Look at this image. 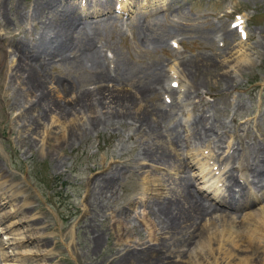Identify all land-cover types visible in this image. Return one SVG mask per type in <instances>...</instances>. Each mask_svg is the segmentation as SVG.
<instances>
[{"label":"rangeland","instance_id":"rangeland-1","mask_svg":"<svg viewBox=\"0 0 264 264\" xmlns=\"http://www.w3.org/2000/svg\"><path fill=\"white\" fill-rule=\"evenodd\" d=\"M113 1L114 18L109 11L89 17L98 20L99 32L94 27L89 28V33L93 31L92 34L100 35L96 39L101 49L97 51L99 61L103 66L109 65L111 80L103 78L100 69L96 68L99 62L95 63L93 59L94 50L90 47L80 49L76 47L78 44L67 48V55L54 58L45 66L38 76L41 84L33 78L27 80L30 74L27 52L17 50L15 45L25 39L38 42L44 30L45 34L56 33L58 41L64 36L54 28L47 30L45 22L48 19L44 16L26 21L22 18L23 13L34 8V0H9L6 13L0 15V165L7 173L5 177L0 175V183L5 184L8 194L17 187L25 190L24 195L31 193H28V201L32 202L34 210L29 216L44 218L42 223L32 226L29 221L20 222L14 230H6L2 225L5 223H0V240L6 244L0 245V264L154 263V258L142 257L149 246L158 244V239L153 234L150 216L142 213L141 197L149 198L158 207L162 195L158 189H149L155 187L150 185L152 177L143 171L148 169L147 166L141 173L134 172L133 166L139 168L146 135L140 130V113L168 111L161 128L168 129L167 136H173L177 132L176 124L180 125L178 130L182 133L186 127L190 129V122L202 111L217 128L222 124L229 126L228 141L238 145L241 139L249 146L264 143V0H132L131 9L128 3L123 6L126 0ZM76 2L79 5L78 0ZM116 5L124 11L117 12ZM135 15L137 18L133 19ZM182 59L190 62L191 78L204 82L199 96L189 101L183 98L190 80L180 69ZM155 68H162L159 72L165 71L169 75L167 85L177 90L176 96L157 91L149 93L145 99L140 98L138 89L151 78V73L158 72ZM28 85L32 90L33 87L37 89L36 95L34 92L29 95V103L39 100L54 106L57 111L63 105H75L87 92L92 97L106 99L111 106H116L113 99L118 94L120 104L129 101L134 104L128 112L130 116L119 123L116 119L114 127L100 132L89 130L82 141L61 142L60 153H57L53 145L59 144L57 139L68 133L67 122L52 120L50 115L47 118L50 121L44 120L47 124L38 134L22 128L18 118L22 112L18 97L23 93L20 87L28 88ZM40 90L47 92L40 96ZM95 104L98 107L97 101ZM120 110L124 111L121 107ZM39 111V107L35 108L36 113ZM80 117L83 118L81 123ZM80 117L77 125L84 124L83 121L88 123L91 116L81 113ZM91 124L90 121L89 127ZM182 153L187 155L186 151ZM209 153L214 154L205 145L199 150V158L210 173L206 175V170L201 173L197 165L190 168V173L194 177V187L214 200L217 189L213 181L221 182L225 169H220L214 160L215 154ZM188 159L193 165L198 158L194 155ZM158 169L177 176L173 169L163 166ZM121 171L124 178L120 181ZM4 200L1 198L0 202ZM20 200L22 204L24 201ZM87 204L90 205L85 206ZM261 205L250 207L247 212L255 211ZM13 206L12 202L0 207V216L9 211L7 224L23 217L21 212L14 214ZM254 216L245 218L251 220ZM236 223L239 226L240 222ZM17 233H32L33 238L14 243L15 236L23 235ZM231 239L227 234L223 240L213 239L212 249L207 245H193L190 249L187 246L182 256L188 259L187 264H228L230 261L264 264V247L241 243L236 250ZM234 252L238 253L235 258L231 257Z\"/></svg>","mask_w":264,"mask_h":264},{"label":"bare ground","instance_id":"bare-ground-1","mask_svg":"<svg viewBox=\"0 0 264 264\" xmlns=\"http://www.w3.org/2000/svg\"><path fill=\"white\" fill-rule=\"evenodd\" d=\"M76 1L77 0H34V8L28 13H23L22 18H24L25 21L29 18L30 20L35 19V16L46 17L48 19L47 22H45L46 29L52 30V28H54L60 35L64 36H61L62 38L58 41L55 39L56 33L53 34L51 32H46L45 34L46 30H44L41 36L39 35L40 38L37 39L38 42L34 43V41L25 39L15 45L17 50H24L27 52H25V56L28 61V65L30 66H28V72L30 74L28 78L26 77L27 80L33 78L41 84L42 81L39 78V73L41 74L42 71L46 69L45 66L49 64L52 59L67 55L65 54L67 48L75 47L76 44H78L76 47H80V49H82V47H84V49L90 47L91 50H94L92 53L93 59L96 60V62H94H99V67L97 66L96 68L100 69V73L103 78H107L108 80L113 79H109V72H111L108 68L109 65L103 66V64L99 61L100 55L97 51L100 48L96 43V39H99L100 36L97 35V32H99V27L96 25L98 20H90L89 17L100 12L104 13V11H109V15H112L111 17L114 18L113 13L115 12H112L111 10L113 8L112 4L114 1L85 0V2H83V0H78L79 5ZM82 2L84 4L83 6ZM127 3L128 7L131 9L132 0H126L125 4L123 3V6L126 7ZM7 4H9V0H1V16L6 13L7 9H5V6ZM122 11L124 10L122 9ZM46 13L48 15H46ZM135 18H137L136 15L133 19ZM109 23H111V21ZM94 27L97 32L92 34L93 31H91V33H89V28ZM137 28L140 29V27ZM145 30L144 33L146 32ZM233 34H236L235 31ZM226 36L227 33L225 32L224 38H226ZM34 44L38 47L35 48L36 46H31ZM75 61L78 62L77 59H75ZM89 67L91 66L89 65ZM180 67V69L186 73V76L190 80V82L187 81V88H185V91L183 92L184 101H189L192 100L193 97L199 96V93H201L200 88H202V84L204 82L200 81L201 79L196 81L191 78L190 62L188 60L182 59L180 62ZM161 69L162 68H155L154 71L158 70V72L151 73V78H147V82L141 86L140 89H138V94L141 99H145L144 97H147L149 93H157V91L166 92L169 95L176 96L177 90L175 91V88L167 85V81L170 79L169 75L165 71L159 72ZM107 86L109 87V85H106V87ZM20 88L23 93L18 97V106H20L19 108H22V112H20L18 118L22 122V128L31 131L32 134H38L39 129L42 128L43 125L46 126L47 122L44 123V120H47L50 115L52 120L64 121L68 123V133H64L59 139H57L58 142H60L59 144L55 143L53 145V149L55 151L60 150L59 146L61 147V142H63L62 144L66 142L68 144V142H73L80 139L82 141V138L89 130L95 129L96 131H99L114 127L115 121L118 120L119 123V121H123L124 118H128L130 116L128 112H131L130 109L134 104L133 101H129L123 105L120 104L121 101L119 102V100L121 98L118 94V96H114L116 99H113L116 106H111L112 104H108L106 99L105 101L103 98L98 96L92 97V95L87 92L85 93V96L82 97V99L75 105H63V107L59 108L57 111V109H53L54 106H50L48 103L42 104V102L39 100L38 102H33L32 104L28 102L30 100L29 95L33 94V92L35 93V90H37L35 87H33V90L31 89V85H28V88ZM42 93L43 92L41 91V94L39 95L42 96L45 94ZM48 98H50V96ZM95 101L99 103L98 107H102L98 108L97 104H95ZM180 101L181 100L179 99V102ZM180 103L182 104L183 102L181 101ZM37 107L40 108V111L36 113L35 108ZM116 107L119 109H116ZM120 107L124 111H121ZM81 113L90 114L91 117L88 119V123L83 121L82 123L84 124L77 125V121H79ZM139 117L141 119L139 120L140 130L146 135L144 138L145 141H143L144 151L139 157V168H136L137 166H133V168L135 167L134 172L141 173L142 168L147 166L148 169L143 171L147 172L149 177H152L151 179L153 182H150V185L155 187H149V189H154L153 191L158 189L159 194L162 195L160 204L158 203V207L155 206L153 202L149 200V198L144 200L145 196L141 197V205L143 206L142 213L144 216H150L153 234L155 238L158 239V244L156 246H149L150 248L142 253V257L145 259L154 258L153 264H158L156 263L157 261L160 262L159 264H187L188 259L182 256L185 247L189 246L187 249H190L193 245H196L197 247L199 245H204L206 247L207 245L209 249H212L213 247L211 243L213 242V239L217 238L219 240H223L226 238V234L228 235V238L232 237L231 245H233V248L236 250H239V245L241 243H246L249 246L264 247V143L254 146L251 144V146H249L246 145L241 139L238 141V145L235 143V141H228V135L231 132L229 126L227 124H222V126L217 128L211 123L208 114L202 111L196 119L190 122V129L186 127L187 130H184V132L181 133L178 130L180 125L176 124L175 129L177 132H174L173 136H167L166 133L168 132V129L164 130L161 128L162 121L164 118L168 117V111L161 110V114L160 111H155V113L151 114H148L147 112L143 114L140 113ZM82 119L80 117L79 123H81ZM47 121H50V119ZM90 121L92 124L89 127ZM83 126H88L89 128H85ZM47 127L49 126L47 125ZM79 129L80 131H78ZM86 137H88V135ZM204 145L214 152L216 156L214 157L216 159H213L219 163V168L225 169L223 172V179H220L222 183L216 182L217 180L213 181V186H215L217 189L214 192V200L209 197L206 192L204 193L202 190L194 187V177H192L190 173V168L194 165L199 166L201 173H204L206 170V165L204 166V162H202L199 158V150ZM235 145H237V147ZM185 148L187 149L184 150ZM54 150L52 151L54 152ZM183 151L187 152L186 156L184 153H182ZM57 153L60 152L58 151ZM194 155L198 159L197 162L192 165V161H189L188 158ZM144 161H148L149 163H144ZM158 166H163L164 168H168V170L173 169L177 176L175 177L173 174L171 175L168 172L165 173L159 171ZM209 173L210 172L206 170V175ZM6 174L7 173L4 172L3 167L0 165L1 177H5ZM206 175H203L202 177L205 178L204 176ZM119 176V180L122 177L124 178L123 171L119 173ZM3 184L4 183H0V199L2 198L6 201L4 200L3 202H0V207H6L7 203L13 202L14 214H18L20 212L23 214V217L20 218V220L11 222L9 224L6 222V220L9 219V215H7L9 214V211H7L5 215H1L0 223L6 224H2L4 229L14 230V226H17L20 222L29 221L31 222L30 225L32 226L35 223L40 224L44 221V218L40 216L36 218H31L29 216V212L34 210V206L31 204L32 202L28 201L30 200L31 193L28 192L30 195H28V193L24 195L23 193L25 190L23 188L21 189V187L14 186V188L17 187L16 190L12 194H8V190L3 186ZM20 199H23L24 201L22 204ZM91 202L92 201H90V203ZM259 203L262 204L261 208L255 211L247 212L250 207L254 208ZM89 205L87 204L85 206ZM155 208H157V210H155ZM244 213L246 214L243 215ZM252 215L255 216L251 220L245 218ZM103 221L104 220H102V222ZM238 221L240 222L239 226L236 223ZM17 234L22 235L23 233ZM161 237L165 238L161 239ZM32 238V233L25 235L23 234L21 237L15 236L14 243H19L26 240L30 241ZM97 243H99V241H97ZM0 245L4 247L6 244L4 241L0 240ZM241 249H243V247ZM236 255L238 256V253L234 252L231 257L235 258L237 257ZM177 256L178 258L175 259ZM115 258L116 257L113 258V261ZM228 264L237 263L230 261ZM240 264L255 263L250 262Z\"/></svg>","mask_w":264,"mask_h":264}]
</instances>
